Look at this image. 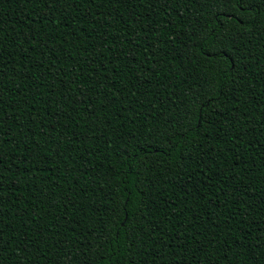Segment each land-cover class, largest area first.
<instances>
[{
  "label": "trees",
  "instance_id": "1",
  "mask_svg": "<svg viewBox=\"0 0 264 264\" xmlns=\"http://www.w3.org/2000/svg\"><path fill=\"white\" fill-rule=\"evenodd\" d=\"M0 264H264V0H0Z\"/></svg>",
  "mask_w": 264,
  "mask_h": 264
}]
</instances>
